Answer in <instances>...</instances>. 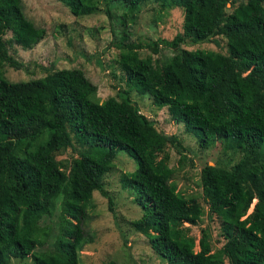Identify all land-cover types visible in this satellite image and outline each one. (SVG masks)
Instances as JSON below:
<instances>
[{
	"label": "trees",
	"instance_id": "1",
	"mask_svg": "<svg viewBox=\"0 0 264 264\" xmlns=\"http://www.w3.org/2000/svg\"><path fill=\"white\" fill-rule=\"evenodd\" d=\"M58 1L76 17L99 9L98 0ZM116 1L127 10L118 17L122 33L110 44L118 49L113 64L125 85L99 99L77 67L51 65L41 67L39 77L6 79L4 65L23 66L7 54L6 42L31 48L45 31L23 14L21 0H0V264L26 256L33 264H80L79 252L90 240L83 221L92 192L111 208L102 177L118 150L135 162L119 178L141 212L130 224L166 264H264V0H247L230 12L225 5L233 0H156L162 8L182 9V31L134 41L127 40V22L148 0ZM103 12L113 30L109 8ZM216 36L224 37L225 53L183 47L217 43ZM141 48L171 54L140 57ZM133 88L192 130L199 147L218 142L239 150L229 169L204 164L199 170L202 200L219 221V247L213 249L205 233L195 243L182 226L195 224L201 208L176 187L167 147L179 163L188 149L139 111L129 96ZM14 130L19 136L9 137ZM65 150L68 159H57ZM55 210L51 247L39 249L50 234L39 222Z\"/></svg>",
	"mask_w": 264,
	"mask_h": 264
},
{
	"label": "rangeland",
	"instance_id": "2",
	"mask_svg": "<svg viewBox=\"0 0 264 264\" xmlns=\"http://www.w3.org/2000/svg\"><path fill=\"white\" fill-rule=\"evenodd\" d=\"M99 9L89 15L73 16L58 0H21L22 12L32 23L45 31L44 37L31 48L23 49L12 41L6 42L7 54L20 61L23 66L14 69L4 65L1 69L9 81L27 80L44 75L41 67L53 69L77 67L96 85L99 99L115 96L118 88L124 87L120 71L115 68L114 57L118 49L111 41L118 40L122 26L118 18L127 7L116 0H98ZM247 0L228 1L226 11L230 12L239 3ZM110 10V23L103 9ZM183 11L180 7L162 8L156 0H148L135 12L134 19L127 22V40L137 38L155 40L158 37L170 39L175 33L182 31ZM11 33L6 31L3 38L8 40ZM217 43L211 41L183 46L187 49L202 48L225 53L226 44L222 36H216ZM140 57L150 55L151 58H164L171 54L166 48H160L157 54H151L147 48L138 50ZM100 59V65L96 62ZM116 74L113 76L111 71ZM130 98L137 103L139 111L150 119L153 125L166 134L175 135L179 142L188 149L186 159L179 163V155L171 147H167L168 166L174 169L172 179L176 187L187 197H194L201 208V214L195 224L183 223L187 235L196 243L205 233L212 248L221 245L219 221L210 214L201 195L199 170L204 164L229 169L239 158L237 149H224L216 142L207 148L197 144V137L192 130L185 128L182 122H174L167 108L154 106L147 94L136 89L129 91ZM16 130L9 137L19 136ZM70 151L57 154V159H68ZM113 166L103 175V188L112 199L108 208L107 199L98 191L92 192L87 217L83 221V229L90 238L79 252L80 264H103L113 260L117 264H166L148 245L143 234L130 224L139 217L140 209L132 201L129 189L120 185L123 172L134 168V160L124 151L118 150L112 159ZM58 207V203L56 204ZM249 210V209H248ZM57 210L52 216L40 220V226H50L47 242L39 249L51 247L57 232ZM10 264H33L31 256L22 259H11ZM223 264H227L224 261Z\"/></svg>",
	"mask_w": 264,
	"mask_h": 264
}]
</instances>
